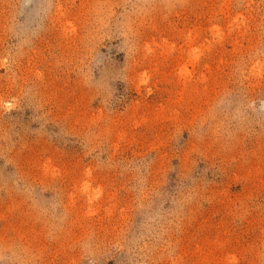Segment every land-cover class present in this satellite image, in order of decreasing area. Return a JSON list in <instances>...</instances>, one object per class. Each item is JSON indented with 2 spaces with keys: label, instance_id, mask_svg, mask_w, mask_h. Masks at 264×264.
Segmentation results:
<instances>
[{
  "label": "rangeland",
  "instance_id": "rangeland-1",
  "mask_svg": "<svg viewBox=\"0 0 264 264\" xmlns=\"http://www.w3.org/2000/svg\"><path fill=\"white\" fill-rule=\"evenodd\" d=\"M0 264H264V0H0Z\"/></svg>",
  "mask_w": 264,
  "mask_h": 264
}]
</instances>
